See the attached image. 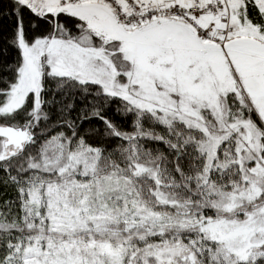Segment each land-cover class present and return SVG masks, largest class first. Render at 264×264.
<instances>
[{
    "label": "snow or ice",
    "instance_id": "6c2138e0",
    "mask_svg": "<svg viewBox=\"0 0 264 264\" xmlns=\"http://www.w3.org/2000/svg\"><path fill=\"white\" fill-rule=\"evenodd\" d=\"M0 264H264V0H0Z\"/></svg>",
    "mask_w": 264,
    "mask_h": 264
},
{
    "label": "trees",
    "instance_id": "16d2710c",
    "mask_svg": "<svg viewBox=\"0 0 264 264\" xmlns=\"http://www.w3.org/2000/svg\"><path fill=\"white\" fill-rule=\"evenodd\" d=\"M7 23H9V22L6 20L0 21V25H5ZM2 46H3V44H2V42H0V47H2ZM13 58H14V53H8L6 56L0 57V64H2L5 60L11 61Z\"/></svg>",
    "mask_w": 264,
    "mask_h": 264
}]
</instances>
